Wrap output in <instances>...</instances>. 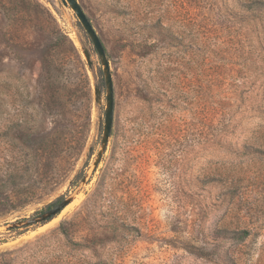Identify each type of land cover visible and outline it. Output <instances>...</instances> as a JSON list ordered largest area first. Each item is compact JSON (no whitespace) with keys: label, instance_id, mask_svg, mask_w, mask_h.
I'll return each mask as SVG.
<instances>
[{"label":"rangeland","instance_id":"obj_1","mask_svg":"<svg viewBox=\"0 0 264 264\" xmlns=\"http://www.w3.org/2000/svg\"><path fill=\"white\" fill-rule=\"evenodd\" d=\"M77 1L113 85L93 172L92 42L60 0H0V264H264V0Z\"/></svg>","mask_w":264,"mask_h":264},{"label":"water","instance_id":"obj_2","mask_svg":"<svg viewBox=\"0 0 264 264\" xmlns=\"http://www.w3.org/2000/svg\"><path fill=\"white\" fill-rule=\"evenodd\" d=\"M63 7L70 9L75 17L77 18L79 24L83 28L84 32L87 34L88 38L92 42V45L97 53L98 59L100 61L102 67V76L105 88V108H104V122L102 125V133L101 139L99 144V150L95 155V158L92 162V172L96 170L102 155L105 153L107 145L109 143L110 132L112 128V118H113V85H112V77L109 68V62L106 58L104 48L100 42L98 35L96 34L94 28L92 27L89 19L83 12L81 6L79 5L77 0H60ZM82 54L88 66H92V62L90 59V54L87 48L82 45L81 47ZM93 95L95 105L99 106L101 103V89L98 86V80L94 78V86H93ZM99 128V127H98ZM97 128V129H98ZM90 154V150H88L86 154V158ZM82 168V165L80 166ZM92 173L86 174L81 179L80 184L78 185L76 191L69 197L64 198L60 203L56 204L54 207L50 208L46 212L42 213L41 215L28 219L22 220L17 222H11L5 225V228L8 230L21 228V227H28L40 223H45L59 215L64 208H66L77 196V193L80 191L82 186L88 181L89 177Z\"/></svg>","mask_w":264,"mask_h":264},{"label":"bare ground","instance_id":"obj_3","mask_svg":"<svg viewBox=\"0 0 264 264\" xmlns=\"http://www.w3.org/2000/svg\"><path fill=\"white\" fill-rule=\"evenodd\" d=\"M76 200V199H75ZM75 200L72 202V203H70L66 208H64L63 209V211L60 213V215L59 216H61L67 209H69L71 206H73L76 202H75ZM58 216V217H59Z\"/></svg>","mask_w":264,"mask_h":264}]
</instances>
